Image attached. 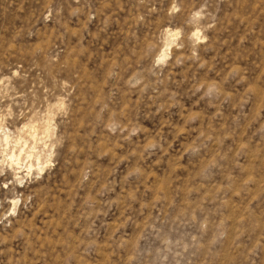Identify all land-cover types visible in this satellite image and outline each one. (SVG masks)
<instances>
[{
	"label": "rangeland",
	"instance_id": "rangeland-1",
	"mask_svg": "<svg viewBox=\"0 0 264 264\" xmlns=\"http://www.w3.org/2000/svg\"><path fill=\"white\" fill-rule=\"evenodd\" d=\"M0 264H264V0H0Z\"/></svg>",
	"mask_w": 264,
	"mask_h": 264
},
{
	"label": "bare ground",
	"instance_id": "bare-ground-1",
	"mask_svg": "<svg viewBox=\"0 0 264 264\" xmlns=\"http://www.w3.org/2000/svg\"><path fill=\"white\" fill-rule=\"evenodd\" d=\"M46 121H47V120H46ZM18 154H19V153H18ZM16 156H17V155H16ZM18 156H19V155H18ZM17 158H18V157H17ZM17 158H16V159H17ZM10 159H11V158H10ZM12 159H13V156H12ZM16 159H15V160H16ZM18 160H19V159H18ZM11 161H12V160H11ZM29 168H31V167L29 166Z\"/></svg>",
	"mask_w": 264,
	"mask_h": 264
}]
</instances>
